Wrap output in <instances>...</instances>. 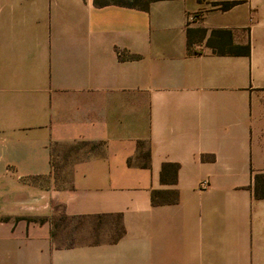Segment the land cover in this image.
I'll list each match as a JSON object with an SVG mask.
<instances>
[{
  "label": "crops",
  "instance_id": "crops-1",
  "mask_svg": "<svg viewBox=\"0 0 264 264\" xmlns=\"http://www.w3.org/2000/svg\"><path fill=\"white\" fill-rule=\"evenodd\" d=\"M206 2L0 0V264H264V11Z\"/></svg>",
  "mask_w": 264,
  "mask_h": 264
},
{
  "label": "trees",
  "instance_id": "trees-1",
  "mask_svg": "<svg viewBox=\"0 0 264 264\" xmlns=\"http://www.w3.org/2000/svg\"><path fill=\"white\" fill-rule=\"evenodd\" d=\"M94 1H95V4L98 6L107 5V4H118L122 6L135 7L138 9L147 10L152 2L160 1V0H146L144 2H142V0L139 2L138 1L136 2L135 0H94ZM237 4H238L237 2L231 1V2H226V3H219L216 5H220L221 6L220 9L223 11H226L236 6ZM218 52L221 54L228 53L232 55L248 56L250 54V45H247V46L232 45L231 48L227 50L226 52L224 51H218ZM130 58L137 59L139 58V56L130 55ZM80 144L84 146L89 145V143H80ZM52 153H53V149H52ZM138 156H141L142 158H150V152L149 150H145L143 148V142H139L138 144ZM51 164L53 167L56 183L57 184L61 182L63 183L64 181L57 177L58 171L54 165L55 161L53 159H52ZM164 167L169 168L171 171H173V173H176L178 170V165L176 164H165ZM40 178L43 179V177H40ZM162 182H166V180L162 178ZM170 182H175V180H171ZM163 199H167V201H162ZM177 201H178V194L176 191H168V192L153 191L152 193V203L154 205L164 204L165 202L172 204V203H176ZM11 219L12 217L3 216V217H0V222H7ZM19 220L35 221V222L43 223L46 220V218L44 217H39V218L37 217H15V221H19Z\"/></svg>",
  "mask_w": 264,
  "mask_h": 264
},
{
  "label": "rangeland",
  "instance_id": "rangeland-1",
  "mask_svg": "<svg viewBox=\"0 0 264 264\" xmlns=\"http://www.w3.org/2000/svg\"><path fill=\"white\" fill-rule=\"evenodd\" d=\"M135 1L139 2L141 0H135ZM144 1H146V0H142V2H144ZM201 1L206 2L205 0H201ZM231 1L237 2L238 3L237 5L242 4V3L247 4L250 7V15H252V17H254V16L256 17V14H258V12L264 11V0H228V1H222L220 3H226V2H231ZM205 4L209 7L210 6L212 7V6H216V4H219V2L207 1ZM253 19L254 18H252V20ZM92 149H93L92 145L84 146L81 144H77L72 148L66 149L67 153L64 152L65 150L59 149L58 152L56 151L57 153L54 156V161H55L54 165H55L57 171L59 173H61L62 177H65V176L67 177L68 176V170L70 167V163H66V161L64 163V160H62L61 157L65 156L67 158L66 160H76V159L78 160L79 158L83 157V155L85 153H87L88 151H90ZM57 156H60V159Z\"/></svg>",
  "mask_w": 264,
  "mask_h": 264
}]
</instances>
